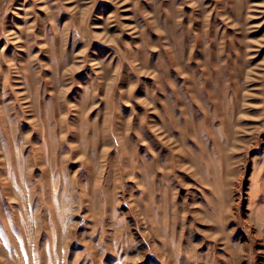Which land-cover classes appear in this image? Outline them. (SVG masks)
<instances>
[{
    "label": "rangeland",
    "instance_id": "obj_1",
    "mask_svg": "<svg viewBox=\"0 0 264 264\" xmlns=\"http://www.w3.org/2000/svg\"><path fill=\"white\" fill-rule=\"evenodd\" d=\"M0 264H264V0H0Z\"/></svg>",
    "mask_w": 264,
    "mask_h": 264
}]
</instances>
